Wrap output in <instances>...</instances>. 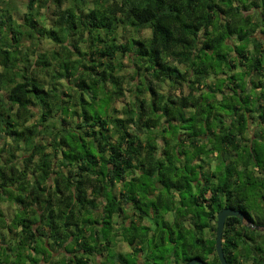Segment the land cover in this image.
<instances>
[{"label":"clouds","instance_id":"clouds-1","mask_svg":"<svg viewBox=\"0 0 264 264\" xmlns=\"http://www.w3.org/2000/svg\"><path fill=\"white\" fill-rule=\"evenodd\" d=\"M234 252L264 264V0H0V264Z\"/></svg>","mask_w":264,"mask_h":264},{"label":"trees","instance_id":"trees-1","mask_svg":"<svg viewBox=\"0 0 264 264\" xmlns=\"http://www.w3.org/2000/svg\"><path fill=\"white\" fill-rule=\"evenodd\" d=\"M84 102H86V101H84ZM86 138H87V137H85V139H86ZM217 195H218V194H214V195H213V199H215ZM226 220H227V218H226ZM87 227L90 228V227H92V225H88ZM248 239L250 240L251 237H249ZM241 242H242L241 239L238 237L235 241L230 242L229 247H231V246L234 245L235 248H239ZM193 243H195V241H193ZM222 246H223V245H222ZM225 254H226V258H227V248H225ZM189 259H192V258H189ZM233 259L236 260V264H240V261L237 259V256H236L235 252H234V254H233ZM203 262H204L205 264H210V262H208V260H203ZM217 264H219L218 257H217Z\"/></svg>","mask_w":264,"mask_h":264},{"label":"water","instance_id":"water-1","mask_svg":"<svg viewBox=\"0 0 264 264\" xmlns=\"http://www.w3.org/2000/svg\"><path fill=\"white\" fill-rule=\"evenodd\" d=\"M227 218V217H226ZM218 257V260H219V256H217ZM202 264H204L203 262H202Z\"/></svg>","mask_w":264,"mask_h":264},{"label":"flooded vegetation","instance_id":"flooded-vegetation-1","mask_svg":"<svg viewBox=\"0 0 264 264\" xmlns=\"http://www.w3.org/2000/svg\"><path fill=\"white\" fill-rule=\"evenodd\" d=\"M203 262V261H202ZM209 262V261H208ZM204 263V262H203ZM205 264V263H204Z\"/></svg>","mask_w":264,"mask_h":264}]
</instances>
